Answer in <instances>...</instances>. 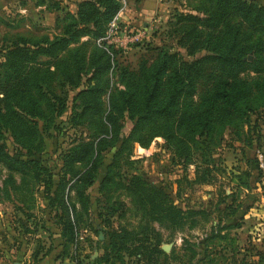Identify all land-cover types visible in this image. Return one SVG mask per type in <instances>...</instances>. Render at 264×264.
Returning <instances> with one entry per match:
<instances>
[{"label":"trees","instance_id":"obj_1","mask_svg":"<svg viewBox=\"0 0 264 264\" xmlns=\"http://www.w3.org/2000/svg\"><path fill=\"white\" fill-rule=\"evenodd\" d=\"M118 8V0H78L73 12H63L60 34L52 38L19 36L3 47L0 164L15 189L21 191L29 182L42 187L48 220L60 238L57 257L80 264L76 232L84 229L96 235L101 230L105 237L99 241L102 251L90 264H124L125 259H130L131 264H171L169 254L159 248L150 223L178 228L196 211L180 208L162 187L148 182L138 172H128L133 162L129 158L132 142L146 146L159 135L172 160L182 165L193 163L194 182L209 181L210 144L214 137H219L224 127L238 134L249 113L264 111V76L259 74L264 72V4L254 0H196L193 8L202 16L174 8L167 24L176 34L178 46L192 56L203 50L190 59L162 45L155 49L149 63L142 61L136 70H128L113 63L112 47L104 41H99L103 47L91 48L85 63L84 53L77 48L66 59L57 57L80 35L101 37ZM49 64L58 70L55 83L50 79L55 72L49 70ZM109 67H116V82L108 78ZM85 69H90V74L84 88L71 96L68 121L77 128L85 123L90 132L82 135L79 130L61 152V167L52 183L50 167L34 154L41 148L48 129L56 127L54 116L66 108V87L76 86L79 72ZM248 70L254 75L242 74ZM197 86V100L193 101L191 96ZM106 89L104 106L100 96ZM126 119L131 125L124 134L121 129ZM106 148L111 150V158L98 190L113 186L129 195L134 208L142 213L141 223L132 227L112 223L123 203L118 197L97 206L96 220L90 218L85 189L96 178L100 153ZM12 173L18 174L19 183L14 182ZM19 211L24 220L32 215ZM24 220L20 219L22 233L36 229L28 228ZM226 227L215 225L211 235L224 238L219 231ZM50 248L51 245L36 248L31 258ZM261 255L258 252L257 261ZM189 257L188 254L186 264H191ZM211 259L203 258V254L199 258L201 264H217Z\"/></svg>","mask_w":264,"mask_h":264},{"label":"rangeland","instance_id":"obj_2","mask_svg":"<svg viewBox=\"0 0 264 264\" xmlns=\"http://www.w3.org/2000/svg\"><path fill=\"white\" fill-rule=\"evenodd\" d=\"M78 0H0V59L3 47L19 36L37 38L46 35L49 38L60 34L63 12L75 10ZM264 4V0H254ZM119 8L105 28L104 34L94 39L87 34L80 35L75 42L69 43L67 49L57 55L67 58L70 51L76 48L84 53V63L93 46H102L99 41L110 45L113 50V63L136 70L140 62L149 63L155 55V49L164 46L167 50L176 51L184 59H190L203 53V50L192 55L186 54L183 47L176 43V34H172L167 24L173 9L202 16L193 6L196 0H118ZM113 15V16H114ZM112 20L114 22L110 23ZM103 47V46H102ZM45 57H41L44 59ZM246 58H251L248 52ZM48 59V57H46ZM85 67V66H84ZM49 70L54 71L50 79L55 83L58 70L52 64ZM90 69L79 72L76 86L66 87V108L54 116L55 128L48 129L41 148L34 154L43 164L50 167L52 183L57 179L61 167V152L67 148L74 135L82 131L87 135V124L80 128L70 126L71 96L84 88V81ZM242 74L254 75L251 70ZM264 76V72L259 73ZM108 78L117 81L116 67H109ZM121 87V84H118ZM199 87L192 94L196 101ZM108 89L100 96L107 106ZM88 122V121H87ZM131 122L126 119L121 129L127 133ZM12 150V144L8 142ZM101 163L97 175L85 192L88 194L90 218H94L97 206L111 202L118 197L123 202L113 216L112 223L132 227L141 223L142 213L135 209L129 195L122 190H98V184L105 172V165L110 161L111 150L101 151ZM260 157L262 165L258 163ZM129 158L133 160L128 172H138L148 182L160 186L180 208H189L196 212L178 228L166 227L156 222L150 223L154 228L159 248L170 256V263L201 264L202 259L212 258L217 264H264V111L248 114L238 134L234 129L224 127L220 136L214 137L210 144V179L208 182H194V165H182L171 159L169 148L162 138L152 137L146 146L132 142ZM197 161V160H196ZM198 173L202 171L199 167ZM7 170L0 164V264H17L22 256L31 258L36 248H46L55 234L54 225L48 220L45 201L42 198L41 186L29 182L19 191L6 180ZM14 182L19 183L17 173H12ZM97 199V200H96ZM114 206H117L114 203ZM22 208V209H21ZM32 214L27 220L20 211ZM19 218V221H18ZM20 219L27 222L28 228L36 229L22 233ZM50 219V218H49ZM226 224L219 231L224 238L211 235L215 225ZM104 234L79 229L76 232V246H79V263L90 264V260L99 254ZM74 246V244H73ZM260 252L261 260L258 259ZM92 254V256H91ZM192 254V255H191ZM91 256V257H90ZM85 257V258H83ZM21 258V259H20ZM85 259L87 261H85ZM127 260V261H126ZM102 264V263H100ZM118 264V262H115ZM124 264H131L125 259Z\"/></svg>","mask_w":264,"mask_h":264},{"label":"crops","instance_id":"obj_3","mask_svg":"<svg viewBox=\"0 0 264 264\" xmlns=\"http://www.w3.org/2000/svg\"><path fill=\"white\" fill-rule=\"evenodd\" d=\"M54 231L55 234H53V238L48 242V245H51V248L47 253L39 254L35 259L25 258V256H22V259L20 258L21 260L18 261L17 264H73V262L70 261L67 257H57L60 250V238L58 237L56 227Z\"/></svg>","mask_w":264,"mask_h":264},{"label":"built area","instance_id":"obj_4","mask_svg":"<svg viewBox=\"0 0 264 264\" xmlns=\"http://www.w3.org/2000/svg\"><path fill=\"white\" fill-rule=\"evenodd\" d=\"M112 17H115V15H114V16H112ZM112 22H114V20H112L110 23H112ZM258 163H259V165H260V166L262 165V162H261V159H260V157H258Z\"/></svg>","mask_w":264,"mask_h":264}]
</instances>
